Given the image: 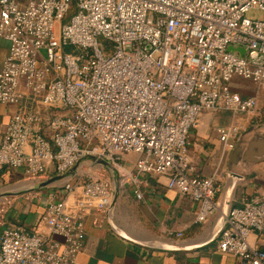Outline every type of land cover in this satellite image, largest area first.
<instances>
[{
    "label": "built area",
    "instance_id": "built-area-1",
    "mask_svg": "<svg viewBox=\"0 0 264 264\" xmlns=\"http://www.w3.org/2000/svg\"><path fill=\"white\" fill-rule=\"evenodd\" d=\"M20 1L0 0L9 43L0 105L15 109L0 130V172L46 183L81 169L30 232L5 222L3 197L0 264H75L86 217L99 226L125 186L142 200L149 176L195 202V222H206L221 173H194L188 136L203 113H229L216 130L224 157L259 116L256 97H240L232 83L264 90V20L245 16L264 13V0ZM131 158L132 170L121 169ZM263 239L264 201L252 199L223 215L215 250L264 264Z\"/></svg>",
    "mask_w": 264,
    "mask_h": 264
},
{
    "label": "crops",
    "instance_id": "crops-1",
    "mask_svg": "<svg viewBox=\"0 0 264 264\" xmlns=\"http://www.w3.org/2000/svg\"><path fill=\"white\" fill-rule=\"evenodd\" d=\"M24 2L21 0L20 4ZM8 51L9 43L0 38V68ZM232 89L242 98L256 97L259 116L246 120L245 131L254 126L264 133V90L239 80L233 81ZM14 110L0 105V130ZM231 119L225 111L205 112L188 136L194 173L204 178L221 173L216 195L218 208L206 222H195V202L168 189L164 177L149 176L141 188L142 200H135L130 187L125 186L115 190L113 207L99 226L92 224L90 216L86 217L84 246L75 264H237L234 257L216 252L215 235L229 209L252 199L264 201V161L234 167L232 173L240 179L229 176L231 152L222 157L216 130L227 126ZM134 160L125 159L121 169L131 171ZM80 169L66 177L52 175L46 183L29 181L21 171L2 169L0 206L4 204L3 197L11 200L6 207L5 222L18 224L30 232L44 213L46 203L54 195H61L62 184ZM258 244L264 248V239Z\"/></svg>",
    "mask_w": 264,
    "mask_h": 264
},
{
    "label": "water",
    "instance_id": "water-1",
    "mask_svg": "<svg viewBox=\"0 0 264 264\" xmlns=\"http://www.w3.org/2000/svg\"><path fill=\"white\" fill-rule=\"evenodd\" d=\"M228 50L237 51L240 55L244 53L241 49L229 48ZM261 161H264V133L251 126L236 139L228 159L229 176L240 179L239 175L232 173L234 167L246 166ZM100 164L109 167L107 163L100 162Z\"/></svg>",
    "mask_w": 264,
    "mask_h": 264
},
{
    "label": "rangeland",
    "instance_id": "rangeland-1",
    "mask_svg": "<svg viewBox=\"0 0 264 264\" xmlns=\"http://www.w3.org/2000/svg\"><path fill=\"white\" fill-rule=\"evenodd\" d=\"M74 13L73 10L69 12L68 18ZM250 20H264V13L257 11V10H251L245 15ZM66 18L65 20H67ZM105 170V169H104Z\"/></svg>",
    "mask_w": 264,
    "mask_h": 264
}]
</instances>
